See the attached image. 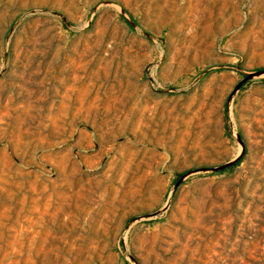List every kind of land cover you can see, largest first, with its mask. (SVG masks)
Listing matches in <instances>:
<instances>
[{
    "label": "rangeland",
    "instance_id": "374dc122",
    "mask_svg": "<svg viewBox=\"0 0 264 264\" xmlns=\"http://www.w3.org/2000/svg\"><path fill=\"white\" fill-rule=\"evenodd\" d=\"M0 264H264V0H0Z\"/></svg>",
    "mask_w": 264,
    "mask_h": 264
},
{
    "label": "trees",
    "instance_id": "16d2710c",
    "mask_svg": "<svg viewBox=\"0 0 264 264\" xmlns=\"http://www.w3.org/2000/svg\"><path fill=\"white\" fill-rule=\"evenodd\" d=\"M236 162H237V161H236ZM236 162H234V163H232V164H230V165L224 167L222 170H226V169H228V168H233V167L236 165Z\"/></svg>",
    "mask_w": 264,
    "mask_h": 264
}]
</instances>
